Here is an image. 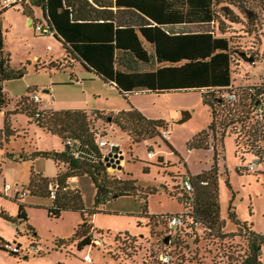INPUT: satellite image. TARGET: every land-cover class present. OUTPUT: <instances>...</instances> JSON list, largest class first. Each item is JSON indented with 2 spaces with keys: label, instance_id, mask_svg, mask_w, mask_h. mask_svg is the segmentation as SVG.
I'll return each instance as SVG.
<instances>
[{
  "label": "trees",
  "instance_id": "trees-1",
  "mask_svg": "<svg viewBox=\"0 0 264 264\" xmlns=\"http://www.w3.org/2000/svg\"><path fill=\"white\" fill-rule=\"evenodd\" d=\"M18 4L28 16L32 7L40 9L54 37L62 42L64 56L58 61L60 64L53 63L50 67L64 69L80 62L114 85L125 98L135 91H199L203 103L210 108L211 122L188 145L190 148L212 146L215 163L210 169L189 177L194 185L191 191L185 190V178L174 182L169 195L182 204L183 208L176 214L183 216L185 225L162 235L164 247L156 249L154 260L145 258L143 264H262L264 232H256L252 225L241 221L232 205L228 218L233 228L228 229L227 220L220 215L217 160L223 154L225 137L231 135L242 162L239 171L264 172V113L262 118L257 113L259 106H264V76L251 80L250 73L244 71L248 65L256 66L258 56L262 55L264 60V0H19L6 8ZM20 73L10 66L0 16V111L10 103L4 81ZM234 73L243 76L242 84H233ZM227 92L235 93L236 99L229 100L225 96ZM34 93L29 87L28 94L21 96L5 115L26 114L57 135L64 149L34 150L29 156L22 152L24 160L52 159L57 168L52 178L32 171L27 194L49 197L51 203L45 207L54 218L61 217L65 211H80L85 219L109 200L121 196L142 198L143 212L147 213L148 197L156 191L145 192L131 173L122 178L100 163L104 154L96 141L100 135L95 125L118 128L132 144H137L162 137L161 131L169 127L168 122L150 119L133 106L118 112L47 109L33 100ZM11 132L7 127L0 129V148L9 142ZM84 148L92 150L97 159L81 154ZM248 156L258 161L254 170L248 168L251 162L245 163ZM144 170L148 171V167ZM82 176H87L94 186L90 209L85 206L82 191L69 186L71 179ZM50 186L54 187V197L50 195ZM22 198L17 193L16 199ZM26 207V203L18 201L16 218L3 210L1 216L28 221ZM147 216L149 223L157 226L162 222L168 224L172 215ZM80 227L72 237L56 240L55 247L67 250L75 240L80 250L91 244L92 234ZM29 229L31 233L30 225ZM128 238L126 233L125 240ZM29 241L36 242L33 237ZM6 242L0 238V250L15 256L21 254L5 247ZM162 253L170 256L168 262L160 260Z\"/></svg>",
  "mask_w": 264,
  "mask_h": 264
},
{
  "label": "rangeland",
  "instance_id": "rangeland-1",
  "mask_svg": "<svg viewBox=\"0 0 264 264\" xmlns=\"http://www.w3.org/2000/svg\"><path fill=\"white\" fill-rule=\"evenodd\" d=\"M3 2L4 0H0L1 6ZM19 8H21L20 4L16 5V8H8L2 19L5 50L10 54V66L15 70L22 69L24 72L22 76L18 75L3 83L10 99L8 107L11 110L21 96L28 94L29 87L34 89L43 101L54 95L55 107L66 104L65 100L68 98H78L86 93L100 96L89 98L90 105L106 103L104 98L116 94L114 89L98 77L84 86L76 83L75 75L73 82L69 81L72 76L70 70H52L48 65L39 66L34 53L39 54L43 59H48L52 53L48 49L49 45L54 47L53 53L60 51L62 55L64 49L53 36L36 33L33 25L28 24V17L22 15ZM34 11L35 16L47 24L42 12L36 8ZM189 28L198 27L189 26ZM257 58L260 60L256 62L254 68L246 64L248 66L244 70L245 73H250L251 80L264 76L263 56ZM75 71L80 78L78 72L84 69L77 64ZM233 76L243 77L235 73ZM54 81L56 84L53 89L49 93L46 92L45 89H50V83ZM118 102L115 101L116 105ZM129 102L148 118L167 121L171 133L166 140L159 136L132 144L118 129L111 131L109 126L95 125L101 138L108 133V137L117 140L125 152V158L121 162L123 168L118 170L108 167V171L122 178L127 177V173H131L142 186V190L145 192L153 190L156 193L148 197L147 213L143 212L142 198L121 196L109 200L93 216H87L85 219L80 211H65L59 218L50 217L45 206L51 203V199L31 193L21 199L28 205L26 207L28 221L7 220L1 216L3 210L13 219L17 217L18 201L15 196L18 192L26 191L32 171L50 178L57 172L52 159L39 157L34 160H24L22 152L29 156L37 149H63L64 144L57 135L43 129L26 114L5 115L0 112V129L4 130L7 127L12 131L9 142L3 149L0 148V237L10 244L16 242L23 246L30 242V237H33L40 251L44 252L42 255L31 253L25 258V253L15 256L0 250V264H143L145 258L150 262L156 258V249L164 247L161 243L162 235L171 234L172 229L163 222L157 226L149 223L147 214L179 213L183 208L182 204L170 196L174 190L172 187L174 182L198 175L210 169L215 163L212 146L190 148L188 145L198 132L208 127L212 117L209 106L203 103L200 92L195 90L167 93L137 92L129 96ZM122 103L127 102L125 100ZM37 104L41 107L40 103ZM183 117L186 119L178 122ZM108 148L109 145L102 149L104 155L107 154ZM6 149L10 151L11 156L4 154ZM149 150L154 153L152 158L148 157ZM12 155L18 160L12 159ZM160 156H163L161 160H159ZM254 161L248 156L245 163ZM217 163L220 215L227 220V228H233L228 218L229 207L232 205L241 221L252 225L256 232L263 233L264 172L239 171L242 162L236 154L235 140L231 135L225 137L224 151L222 156H218ZM145 167H148V171L144 170ZM70 184L72 188L82 191L85 206L90 209L94 198L93 183L89 179L73 178ZM19 196L21 195L18 193ZM29 225L33 228L31 233H28ZM78 226H81L80 230H88L92 234L91 241L93 238H98L101 244H89L80 250L78 240H75L69 245V250L55 247L56 240L72 237ZM126 233H129L128 240H125ZM27 234L30 235L27 237ZM179 253L188 256L185 251L179 250ZM86 254L90 256V261L85 260ZM261 262L264 264V247Z\"/></svg>",
  "mask_w": 264,
  "mask_h": 264
},
{
  "label": "crops",
  "instance_id": "crops-1",
  "mask_svg": "<svg viewBox=\"0 0 264 264\" xmlns=\"http://www.w3.org/2000/svg\"><path fill=\"white\" fill-rule=\"evenodd\" d=\"M10 8H16V6L15 7H10ZM35 8L36 7H32V9H30L29 10V14H30V16H28V15H26V14H24L23 13V8L21 7V8H19V11L22 13V15H25L26 17H28V24H30V25H33V27H34V31L36 32V30H35V25L37 24V23H40V22H42L41 20H40V18L39 17H37V16H35ZM8 8H6L5 6H1V4H0V16H1V20L3 19V14H4V12L7 10ZM36 9H38V8H36ZM40 10V9H39ZM2 11V12H1ZM41 11V10H40ZM42 12V11H41ZM42 15H43V13H42ZM43 23V22H42ZM2 28H3V25H2ZM37 33V32H36ZM48 35H51V36H53L54 37V35L53 34H48ZM55 38V37H54ZM56 39V38H55ZM58 40V39H57ZM61 44H62V42L60 41V40H58ZM62 47H63V44H62ZM48 49H50L51 51H52V53H50V56L48 57V59H43L39 54H37V53H34L35 55H34V58L36 59V61L37 62H39V66H41V67H46L47 65L50 67V65L51 64H53V63H58V64H60L58 61H60L62 58H63V56H64V54H60V51H57V53H53V50H54V47H51L50 45L48 46ZM63 49H64V47H63ZM64 53H65V51H64ZM10 55V54H9ZM40 62H42V63H40ZM77 64H79V65H81V67L84 69V71H80V72H78L80 75V78L78 77V75H77V73H76V71H75V69H76V65ZM71 66H67V67H65L63 70H70L71 72H70V75L72 74V76L70 77V80L69 81H72L73 82V80H74V78H73V76L75 75V81H76V83H80V84H83L84 86H86L87 85V83L89 82V81H91V80H95V77H98L93 71H90V70H88V69H86L80 62H74V63H71L70 64ZM65 66V64H61V67H64ZM37 68L39 69V67H38V65H37ZM50 69H52V70H61V69H58V68H55V67H50ZM19 71H22V73H20L19 75L20 76H22L23 74H24V72H23V70L22 69H18ZM99 78V77H98ZM237 78V80L235 79V81L233 82V84H235V85H239V84H242L241 83V78L240 77H236ZM99 79H101V78H99ZM109 87H111V89H114V93H116L115 95H110L109 97H107V98H104V101L106 102V103H100V104H94V105H90V102H88V99L89 98H93V96L94 97H96V96H99V95H96L95 93H92V94H89V93H86V94H82V96H80V97H78V98H68L67 100H65V102H66V104H64V105H59V106H54V101L56 100L55 99V96L54 95H50L47 99H46V101H43V99H42V97L38 94V96H39V102L42 104V106L43 107H45V108H47V109H54V110H60V109H84V110H86L87 112H90L91 110H102V111H106V112H118V111H120V110H124V109H129V108H131V104H130V102H129V96L130 95H132L133 93H137V92H149V91H135V92H133V93H131V94H129L128 95V97L127 98H125L124 97V95L114 86V85H112L111 83H107V82H105ZM56 84V81H54L53 83H50V86H49V88L50 89H45V91L46 92H50L51 91V89H53V86ZM190 91H192V90H190ZM200 94H201V92H200ZM31 97H32V95H31ZM100 97V96H99ZM121 97H123V98H121ZM202 98V97H201ZM122 99V100H121ZM116 100H118L119 102L117 103V105H116V103H115V101ZM126 100V104H123L122 102L123 101H125ZM14 108V107H13ZM6 110H11L9 107H7V109H5V110H3V111H0V112H3L4 114H5V111ZM110 128L109 129H111V131H115V129H118V128H115V127H113V126H109ZM119 130V129H118ZM120 131V130H119ZM100 138H101V136H99ZM104 140H109V141H112V142H116V143H118V150H122V152L123 153H125L124 152V149H122V147H121V144L117 141V140H115V139H112V138H110V137H108V133L104 136V137H102ZM168 138V137H167ZM166 138V139H167ZM74 146H76L75 144H74ZM5 147V146H4ZM3 147V148H4ZM3 148H1V149H3ZM63 149H64V146H63ZM63 149H60V150H63ZM110 148H108L107 150H106V153L107 152H109L110 150H109ZM38 150V149H37ZM6 156H11L10 155V151H7V149H6V152L4 153ZM162 158H163V156H161ZM12 159H15V160H18V159H16V157H15V155H12ZM122 162V161H121ZM0 163H1V161H0ZM57 171V170H56ZM57 173V172H56ZM56 175V174H55ZM87 176H82V177H77V178H80V180H82V179H89L88 177L86 178ZM52 178V177H51ZM90 180V179H89ZM91 181V180H90ZM69 186L72 188V185L70 184V181H69ZM17 195V194H16ZM15 199H16V196H15ZM17 201H21V200H19V199H16ZM22 202H24L25 203V201H22ZM27 204V203H26ZM28 206V205H27ZM37 206H39V205H37ZM146 212H148V210L146 211ZM167 213V212H166ZM155 214H161V213H155ZM163 214V213H162ZM34 234L36 235V233L34 232ZM27 237H28V235H26ZM0 238H2V237H0ZM3 240H5L4 238H2ZM32 252H29V253H25V255H24V257L26 258V257H28V255H30ZM42 253H44V252H42ZM33 254H35V253H33Z\"/></svg>",
  "mask_w": 264,
  "mask_h": 264
},
{
  "label": "built area",
  "instance_id": "built-area-1",
  "mask_svg": "<svg viewBox=\"0 0 264 264\" xmlns=\"http://www.w3.org/2000/svg\"><path fill=\"white\" fill-rule=\"evenodd\" d=\"M18 1L19 0H4L3 6H5V7L10 6L11 4L17 3ZM35 30L37 33H40V34H53V31L50 29L48 24H44L42 22L37 23L35 25ZM225 96L231 101L236 99V94L233 92H227V93H225ZM32 98L36 102H38L40 99L37 93L32 94ZM257 113H258L259 117L262 118L263 113H264V106H259ZM170 133H171V131H170L169 127L165 128L161 131V135L163 138H167L170 135ZM96 141H97L98 146L101 149H103L107 145H109L110 150H113L114 148L118 147V143L112 142L109 140H104L100 137H98ZM153 155H154L153 151H148V157L149 158H152ZM257 165H258V161L255 160L254 162H251L250 164H248V168H249V170H254L257 167ZM201 183L207 184V181H201ZM183 184H184L185 190H187V191H191L194 189L193 182L189 178H185L183 181ZM7 186H10V185H7ZM50 190H51L50 191L51 197H54L55 196L54 187L50 186ZM18 193L21 195L19 197L22 198L27 194V191L23 190L21 193L20 192H18ZM184 222H185L184 218L181 214H174L168 219V225L171 229H179L180 227H183L185 225ZM195 225H197V222H195ZM93 243H96L98 245L101 244V242L98 238L97 239L93 238L90 245H93ZM4 246L13 252H18L21 254L29 253V252L37 254V253L41 252L37 242L28 243V244H25V246L20 245V244L18 245V243H16V242H14L13 244L6 242ZM159 258H160V260H162L164 262H168L170 260V256L165 254V253L160 254ZM85 260H87V261L91 260L90 256L88 254L85 255Z\"/></svg>",
  "mask_w": 264,
  "mask_h": 264
},
{
  "label": "water",
  "instance_id": "water-1",
  "mask_svg": "<svg viewBox=\"0 0 264 264\" xmlns=\"http://www.w3.org/2000/svg\"><path fill=\"white\" fill-rule=\"evenodd\" d=\"M185 119H186V117H183L178 122H182ZM82 151L83 152H81V154H83L87 158H89L91 160L97 159V156L95 155V153L92 150H90L88 148H84V149H82ZM124 158H125V155L122 152V150H118L117 152L110 150L109 152H107L106 155L103 156V158L100 159V163H105L107 167H113L115 169L121 170L123 168L121 161Z\"/></svg>",
  "mask_w": 264,
  "mask_h": 264
}]
</instances>
